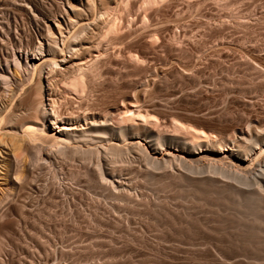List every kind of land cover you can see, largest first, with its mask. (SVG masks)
I'll use <instances>...</instances> for the list:
<instances>
[{
    "label": "rangeland",
    "instance_id": "obj_1",
    "mask_svg": "<svg viewBox=\"0 0 264 264\" xmlns=\"http://www.w3.org/2000/svg\"><path fill=\"white\" fill-rule=\"evenodd\" d=\"M17 1L2 0L0 10L10 16L12 28L18 26L25 46L35 36ZM41 1L56 13L66 7L65 0ZM93 2V10L102 14L107 5ZM109 2V7L116 6L115 34L125 43L102 64L101 107L130 95L154 108L148 110L160 125L173 120V114L176 121L213 133L248 116L264 119V0ZM170 128L165 131L171 133ZM72 165L56 168L60 180L53 185L44 171H36L39 192H32L31 211L11 216L16 224L2 236L0 264H264V226L251 227L254 214L245 219L250 214L236 211L224 194L197 183L133 179L132 172L138 182L137 203L111 204L87 193L81 176L69 179ZM54 200L60 205L54 207ZM253 217L264 223L263 212Z\"/></svg>",
    "mask_w": 264,
    "mask_h": 264
},
{
    "label": "bare ground",
    "instance_id": "obj_2",
    "mask_svg": "<svg viewBox=\"0 0 264 264\" xmlns=\"http://www.w3.org/2000/svg\"><path fill=\"white\" fill-rule=\"evenodd\" d=\"M19 1L35 42L24 46L17 36L18 26L12 28L10 16L0 10V254L4 250L2 236L16 224L13 213L30 210L32 192L39 189L36 171H44L46 179L57 184L60 178L56 168L67 162L80 165L76 170L75 165L70 166L69 179L81 176L83 181L79 182L87 193L95 199L111 200V204L137 203L138 182L130 176L135 172L133 179L204 185L212 193L224 194L225 201L242 215L250 214L245 219L264 213L262 117L248 116L236 126L213 133L168 114L173 120L161 122L174 130L170 128L168 133L166 125L161 130L144 100L145 104L122 95L120 103L117 100V104L101 107L98 82L103 75L102 64L119 54L116 47L125 43V38L114 31L116 6L109 7V0H100L107 6L103 7L105 14L99 15L94 11V0L83 1L88 11L82 0H65L62 9L56 4L61 9L56 13L41 0ZM3 19L6 24L2 25ZM130 60L134 61L132 57ZM251 69L258 71L257 67ZM45 191L51 192L48 188ZM52 204L57 207L59 203L54 200ZM253 216L249 224L263 228V221L260 224L257 220L261 219Z\"/></svg>",
    "mask_w": 264,
    "mask_h": 264
}]
</instances>
